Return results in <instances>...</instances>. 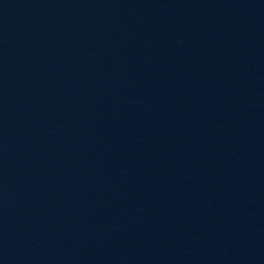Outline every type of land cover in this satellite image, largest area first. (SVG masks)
Here are the masks:
<instances>
[{
    "label": "water",
    "instance_id": "obj_1",
    "mask_svg": "<svg viewBox=\"0 0 264 264\" xmlns=\"http://www.w3.org/2000/svg\"><path fill=\"white\" fill-rule=\"evenodd\" d=\"M88 0H0V264H22L58 146Z\"/></svg>",
    "mask_w": 264,
    "mask_h": 264
}]
</instances>
